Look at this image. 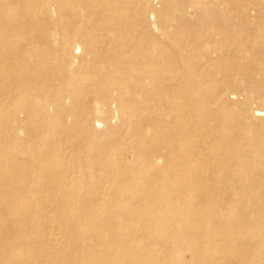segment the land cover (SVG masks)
<instances>
[{"label":"rangeland","instance_id":"obj_1","mask_svg":"<svg viewBox=\"0 0 264 264\" xmlns=\"http://www.w3.org/2000/svg\"><path fill=\"white\" fill-rule=\"evenodd\" d=\"M111 1L115 4L111 8L101 6L97 10L86 5L76 8L75 0H67V6L59 5V0H0V78L10 74L11 69L20 90L32 88L29 94L16 95L10 102L8 97L0 111V227L10 229L11 233L17 231L15 235L22 237L6 241L0 235L2 264H10V258L14 264H59L61 261L60 264H66L69 255H72V264H213L204 255L201 238L191 236L189 227L203 218L204 205L210 207L214 202L195 195L193 200L189 199L188 169L179 159L175 160L173 155L144 158L133 146L135 141L144 140L143 148L147 150L151 147L148 141L157 130L166 141L173 136L171 123L175 117L169 110L172 103L166 100L168 95L159 100L163 88L146 80V75L155 69H140L136 75L129 76L124 67L118 68L113 62L108 71L110 82H100L98 68L79 63L84 54L82 39L85 37H77L81 48L72 52L73 60L64 58L59 51L63 36L72 34L71 25L75 21L71 8H74L83 15L91 14L87 37L95 39L98 45L106 47L108 40L119 38L131 43L151 41L150 45L156 47H147L154 48L153 52L161 56L158 59L169 61L173 35L189 20L194 8L188 0H168L167 4L165 0ZM198 1L203 2L202 11L205 9L210 14L208 21L215 27L234 21L243 27L264 28V0ZM136 55L130 51L127 57ZM24 67H29L32 77L27 78ZM37 80L45 85L43 93L35 88ZM233 96L231 100L238 98ZM125 99L131 102L121 106L120 102ZM94 105L103 112L93 114ZM210 108L215 110L216 105ZM87 114H92L89 123L99 132L97 138L89 137L83 125ZM180 148L184 150V146ZM12 202L18 205L12 207ZM260 202L264 204V199L252 201L254 212L258 211L255 204ZM16 207L27 208L17 212ZM240 212L242 209L227 206L223 209L224 221L234 219ZM6 216H10V228ZM259 216L264 218V212ZM37 217L43 223L40 226L34 223ZM46 226L57 233H42ZM248 229L239 235L234 233L237 240L256 238L258 234L264 237L263 229L260 233L255 225ZM136 235L140 236L139 243L130 251H122L120 243L129 242ZM22 241L27 246L30 244L27 252ZM34 249L39 253L33 252ZM251 249L256 252V248ZM243 264H264V260Z\"/></svg>","mask_w":264,"mask_h":264},{"label":"bare ground","instance_id":"obj_2","mask_svg":"<svg viewBox=\"0 0 264 264\" xmlns=\"http://www.w3.org/2000/svg\"><path fill=\"white\" fill-rule=\"evenodd\" d=\"M104 1L105 0H75L74 5L76 8L79 7L78 5H86L89 9L97 8V10H100L101 6L111 8L112 5H115L112 4L113 2L111 0ZM188 1L190 2V6L194 8V12L190 14L189 20L182 23L181 27L175 32L174 35L176 36L174 37L173 35L174 45L170 51L171 60L169 61L158 59V57L161 56L153 52L154 48H150L151 41L145 42V40H142L131 43L130 41L119 38L108 40L106 47L105 45L104 47L98 45L99 43L95 39L92 38V40L87 37L90 31L89 19L91 14L83 15L74 8H71L74 13L73 21H75V24L71 25L73 26L71 31L72 34L70 36L68 34L63 36L59 51L64 58L73 60V56H71L72 52L81 48L77 37H85L82 39L83 45H85L84 54L79 63H83L84 65L90 64L94 69L98 68L101 72V76L98 78L100 82H110L108 71L113 65V62L116 63L118 68L124 67L129 76H132V74L136 75L140 69H155L154 73L149 74V76L146 75V80H149V82L153 81L157 83L155 84L156 86L163 88V91L158 96L159 100L168 95L166 100L172 103L173 107L171 106L169 110L175 117L174 121L171 123L173 136L166 141L162 132L157 130L154 138L148 141L151 143L150 148L147 150L143 148L144 140L135 141L133 146L139 149V154L144 158L150 157L156 159L163 155H165V157L167 155H173L175 160L179 159L188 169L186 190L189 199L193 200L195 195L202 200L214 202L213 206L210 207L204 205V213L201 215L203 218L195 224H191L189 227L191 236L195 235L201 238L204 255L209 257L213 261V264L262 262L264 260V237L258 234L256 238L242 237L237 240L234 233L238 235L243 232L245 233V231L249 230L248 228H252V225L257 227V233H260L261 229H263L264 232V218L259 216L264 212V204L261 202L255 204L256 208L258 207V211L254 212L253 208L251 209L252 201L255 198L264 199V28H260V25L243 27L234 21L224 24L222 27L221 25L215 27L212 22L208 21L210 14H208L205 9L202 11L203 2L198 0ZM102 2L104 4H102ZM167 2L168 0H165V4H167ZM59 5L67 6V0H59ZM37 8L38 7H36V9ZM85 16L87 18H85ZM148 45L150 46L147 47ZM151 47L156 46L152 45ZM130 51L136 52L137 55L133 58H128L127 56ZM71 65L72 62L69 61V66L71 67ZM106 66L108 69H106ZM24 69L28 73L27 78L32 77V72L29 70V67H24ZM9 70L8 72L10 74H5L0 78V111L3 109V102L8 97L10 102L12 98H17L16 95L20 96L23 93L29 94L30 89L32 90V88L20 90L21 87L16 84L12 72ZM156 70L160 73H155ZM165 71L168 72L166 75L163 74ZM104 72H106V74H104ZM52 78L53 77H51V79ZM35 88L37 91L43 93L45 89L43 81L37 80L35 82ZM233 95L238 98L231 100V97H234ZM128 102H131V100L125 99L122 100L120 104L124 106L127 105ZM255 102L257 105L253 106ZM213 105H216L215 110H211L210 108ZM91 109L93 114H101L103 112L102 108L97 105H94ZM91 115L92 114H87L84 116L85 122H83V125L88 129L89 137L97 138L99 137V132L90 127L89 119ZM1 127L3 126L1 125ZM13 129L17 130L18 128L14 127ZM10 131H12V129H10ZM17 132L18 131H16V133ZM180 146H184V150H181ZM71 157H73V155ZM83 197L84 196H82V199ZM13 204L12 207L18 205L19 201L18 204ZM26 206L28 207V205ZM227 206H231L238 210L242 209V212L234 219L224 221L223 216H225V213H223V209ZM23 207V210L27 208ZM17 208L18 207H16L15 210ZM20 208L17 209V212L22 210ZM7 209L11 211L10 208ZM191 209L193 210V208ZM30 210L32 209L30 208ZM38 211L33 214L38 213ZM14 212L15 211L12 213ZM5 213H7V211ZM30 213H32V211ZM17 214L19 215V213ZM32 215L30 216L31 218ZM26 216H28V213ZM9 217L6 216L5 219L7 218L9 221ZM15 217L18 219L16 214H14V218ZM30 217L28 219H30ZM49 217H52V215ZM57 218L59 219V217ZM4 223L7 224L6 222ZM8 223V227L10 228V221ZM34 223L37 226L43 224L38 217ZM11 224H13L12 221ZM13 225H11V229ZM36 225H32L33 228H36ZM24 226L26 225L24 224ZM27 227L29 230V225ZM46 227L42 229V233L47 235H55L57 233H54V230L52 231V227ZM26 229L24 231H26ZM88 229L91 230V228ZM9 230L8 228L3 229L0 227V235L4 240L8 241L12 240V238L14 240L16 238H22L20 237L21 234L18 237L15 235H18V233H15L17 231L13 232V234ZM225 230L229 232L225 234ZM21 231L23 230L21 229ZM31 231H33L32 233L36 232L32 229ZM230 231L233 233H230ZM37 232L39 233V229ZM221 232H223V234H221ZM62 233L65 234L64 232ZM81 233L83 232L81 231ZM39 234L38 236L41 237ZM146 235L144 234L145 239L147 237ZM33 236L34 235H32V238H34ZM4 240L2 243L5 244ZM26 240H28V238ZM41 240L42 238L40 241ZM139 240L140 236H132L129 242L120 243V249L122 251H130L135 243H139ZM52 242L55 241L52 240ZM13 243L14 242H12V244ZM27 244H22L23 246L26 245V248L24 247L25 249L30 246V244L28 246ZM40 245L41 244H39V246ZM47 245L48 244L45 246ZM18 248L20 247L18 246ZM251 248H256V252H253ZM53 249L51 248V250ZM15 250H17V248H15ZM22 250L23 249H21V251ZM28 250L29 248L26 252ZM33 252L37 251L34 249ZM23 255L24 254H22V256ZM17 257L21 258L19 256ZM4 259L5 258H3V260ZM10 260H12L11 262L14 264V259L10 258ZM11 262L10 264H12ZM72 262V255H69L66 264H72ZM16 263L18 264V262H15V264ZM38 263H42V261ZM0 264L2 263L0 262ZM4 264H6V262Z\"/></svg>","mask_w":264,"mask_h":264}]
</instances>
